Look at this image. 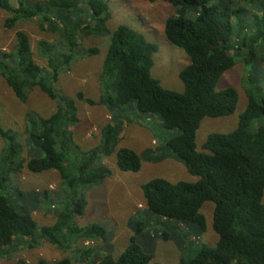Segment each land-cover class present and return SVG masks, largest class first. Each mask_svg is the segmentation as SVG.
Returning a JSON list of instances; mask_svg holds the SVG:
<instances>
[{
	"label": "trees",
	"instance_id": "obj_1",
	"mask_svg": "<svg viewBox=\"0 0 264 264\" xmlns=\"http://www.w3.org/2000/svg\"><path fill=\"white\" fill-rule=\"evenodd\" d=\"M169 3L174 14L165 23L166 39L189 59L180 73L182 93L164 88L152 75L154 55L159 51L156 44L130 26L122 25L115 32L108 29L113 16L108 1L87 0L88 19L78 0H18L17 7L10 0H0V11L8 14L4 24L7 30L20 23L37 22L41 31L56 34L53 42L40 41L37 45L48 64L43 68L34 59L28 34L18 31L15 47L9 52L0 50V78L22 103L27 102L31 91L39 89L57 104L48 118L36 111L27 113L23 133L5 129L0 117V258L49 244L64 253L73 250L78 261L85 264H150L153 236L145 220L131 219L134 234L118 258L107 246V228L80 223L88 193L112 176L104 160L116 153L127 112L132 111L157 117L164 130L177 132L164 148L197 178L196 182L178 183L156 178L143 185L147 212L195 224L204 233L207 219L202 209L206 203L214 204L215 246L203 244L190 257L187 235L162 232L165 240H178L183 251L178 264H264V0ZM97 37L109 40L100 76L101 96L96 102L79 92L77 99L106 107L114 123L102 128L97 147L84 151L72 131L81 122L78 107L75 101L61 96L56 85L61 74L71 72L80 58L100 54L98 48H85L81 43ZM238 59L248 69L242 80L247 108L233 132L210 134L199 150L197 133L204 119L236 113L238 90H217V86ZM142 162L143 157L132 149L117 152V167L122 172L139 173ZM24 169L35 174L56 171L61 180L59 189L27 195L16 183ZM10 185L20 205L6 194ZM31 199L36 206L49 209L55 218L53 225L37 224L26 206ZM83 242L99 245L86 248ZM38 264H72V260Z\"/></svg>",
	"mask_w": 264,
	"mask_h": 264
},
{
	"label": "rangeland",
	"instance_id": "obj_2",
	"mask_svg": "<svg viewBox=\"0 0 264 264\" xmlns=\"http://www.w3.org/2000/svg\"><path fill=\"white\" fill-rule=\"evenodd\" d=\"M14 7L18 6V0H10ZM44 1V0H33ZM79 7L83 9L89 19L87 0H78ZM109 2L112 19L107 27L115 32L120 26H130L143 33L147 40L159 47L154 55L155 66L152 75L161 81L164 88L182 93L184 85L180 79L181 71L189 64L186 53L171 45L165 36L166 20L174 14L169 0H106ZM8 14L0 11V50L11 51L16 45V33L23 31L28 34L32 44L34 59L43 68L48 67L37 50L40 41L53 42L56 34L46 33L40 30L37 22L20 23L15 29L7 30L4 26ZM85 48H98L100 54L88 58H80L74 64L72 71L61 74L56 88L61 96L75 101L78 107L80 124L74 128L76 143L84 151L97 147L101 141V130L107 124L114 123L113 115L103 106H90L77 99V94L83 92L87 98L96 102L101 96L100 76L109 40L105 38H86L81 42ZM264 72V64L261 66ZM248 71L245 63L238 59L237 65L226 72L219 81L217 90L234 87L238 90L240 99L236 113L224 118H206L197 133V147L202 150L210 134L233 132L239 123L240 115L247 108L245 88H242L244 74ZM56 102L50 100L39 89L31 91L26 103H22L13 91L0 78V117L2 126L23 133L25 129V116L31 111L38 112L43 117H50L55 113ZM128 121H125L121 142L116 153L104 160V165L112 170L103 186L92 190L87 195L88 206L81 226L99 224L107 228L109 240L107 246L116 258H118L129 246V241L134 232L130 226L132 218L145 220L149 224L148 232L153 236V260L150 264H178L183 253L178 240H165L162 232L179 235H187L189 246L188 256L195 255L203 244L213 247L218 236L212 228L213 203H206L202 209L207 219V229L204 233L199 231L195 224L180 223L156 217L147 212L146 201L142 186L156 178H163L172 183L196 182L183 162L167 152L164 144L173 138L177 132L166 131L161 127L160 120L143 116L136 112H127ZM264 121V118H263ZM24 143V138H22ZM3 142L0 139V152ZM122 148H129L143 157L142 169L139 173H126L117 167V152ZM27 156V151L24 153ZM60 176L56 171L35 174L24 169L16 180L17 185L27 195L34 191H56L60 186ZM8 194L16 202L15 189L8 187ZM20 205V202H16ZM28 210L32 213L39 226H51L55 218L45 206H36L31 199L27 203ZM83 247L95 248L98 243L83 242ZM73 250L64 253L49 244H42L35 249L24 248L10 258H0V264H19L25 261L27 264H38L41 261L55 263L64 258H70L72 264H85L78 261Z\"/></svg>",
	"mask_w": 264,
	"mask_h": 264
},
{
	"label": "crops",
	"instance_id": "obj_3",
	"mask_svg": "<svg viewBox=\"0 0 264 264\" xmlns=\"http://www.w3.org/2000/svg\"><path fill=\"white\" fill-rule=\"evenodd\" d=\"M122 136V135H121Z\"/></svg>",
	"mask_w": 264,
	"mask_h": 264
}]
</instances>
